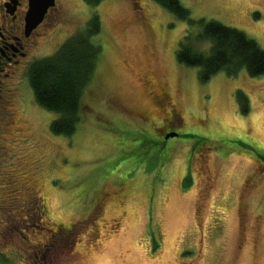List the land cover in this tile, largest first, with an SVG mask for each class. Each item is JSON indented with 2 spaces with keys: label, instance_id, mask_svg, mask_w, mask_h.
<instances>
[{
  "label": "rangeland",
  "instance_id": "374dc122",
  "mask_svg": "<svg viewBox=\"0 0 264 264\" xmlns=\"http://www.w3.org/2000/svg\"><path fill=\"white\" fill-rule=\"evenodd\" d=\"M180 1L192 17L243 30L264 49V0ZM59 9L33 58L53 54L94 13L102 53L71 136L51 132L58 114L36 102L27 72L17 88L13 78L7 109L18 122L0 123V175L34 184L47 214L36 227L18 193L0 194V264H23L37 248L44 264H264V74L221 69L202 82L199 67L176 57L186 32L200 27L155 0H59ZM144 78L172 97L176 132L187 136L160 137L169 113ZM194 147L201 152L192 161Z\"/></svg>",
  "mask_w": 264,
  "mask_h": 264
},
{
  "label": "trees",
  "instance_id": "16d2710c",
  "mask_svg": "<svg viewBox=\"0 0 264 264\" xmlns=\"http://www.w3.org/2000/svg\"><path fill=\"white\" fill-rule=\"evenodd\" d=\"M84 1L96 6L103 0ZM155 1L189 26L200 27L196 33L186 32L179 42L176 57L182 64L199 67L202 82H207L221 69L229 75H235L240 68H245L253 76L264 74V49L243 30L214 19H196L180 0ZM101 29V18L94 13L86 27L68 37L53 54L38 58L29 65L28 79L36 102L58 114L50 124L54 134L71 136L82 119L85 90L102 53V46L92 38ZM198 42H208L210 48L200 50ZM236 93L241 110L247 112V95L240 89Z\"/></svg>",
  "mask_w": 264,
  "mask_h": 264
},
{
  "label": "flooded vegetation",
  "instance_id": "af4514ba",
  "mask_svg": "<svg viewBox=\"0 0 264 264\" xmlns=\"http://www.w3.org/2000/svg\"><path fill=\"white\" fill-rule=\"evenodd\" d=\"M30 6L31 0H0V123L5 122L8 125L18 122V119L14 117L16 115L14 109L11 112L7 109L8 106H13L14 102H16L14 88H17L19 83L24 82V72L26 71L28 74L29 65L38 59L33 58L35 56L34 53L42 40L48 36L44 28L54 26L55 21L60 17L59 0H55L54 4L48 7L43 19L35 27L29 28L27 15ZM22 70L23 73L21 74L23 78L20 79L17 75ZM13 78H17L15 87ZM144 82L149 88L157 90L155 89L156 85L151 80L144 78ZM154 90L151 92L152 102L159 109L165 107L169 113V117L162 118L160 125L155 130L159 131L160 137L163 140L169 137H178L180 134L176 132V126H174V121L179 119L176 103L172 101V97L166 91L159 88L157 93ZM127 113L135 119L140 116L142 121H147L151 111L145 110L138 114L139 116L137 114ZM170 133L177 134L166 138ZM199 150V148L197 150L195 147L190 149L192 152V161L200 154L201 151ZM203 173L205 174L206 182L210 183L212 176L209 173V169L204 168ZM17 176V173L12 172H6L0 175L1 197L8 193V191L18 193L19 195L16 194L14 196L16 197L15 199L20 202V205L26 206V210H32V216L30 217L36 221V227L41 226L43 222L42 216L47 214V206L43 202V198L35 190L34 184H26L24 181L18 183ZM5 199L0 198V206L6 202ZM1 209H4V207L1 206ZM1 215L7 221L6 213H2ZM27 226H29L28 223ZM61 229V226L57 225V229L52 231L54 232L51 234L52 239L55 237V233H59ZM2 232L5 233L6 230H0V233ZM39 245L43 249L46 244L45 242H41ZM23 264H44L43 253L38 248L35 249L34 254L26 258Z\"/></svg>",
  "mask_w": 264,
  "mask_h": 264
},
{
  "label": "water",
  "instance_id": "95a60500",
  "mask_svg": "<svg viewBox=\"0 0 264 264\" xmlns=\"http://www.w3.org/2000/svg\"><path fill=\"white\" fill-rule=\"evenodd\" d=\"M55 0H31V6L27 15L29 28L35 27L44 17L49 6L54 4ZM177 133H170L166 136H174Z\"/></svg>",
  "mask_w": 264,
  "mask_h": 264
}]
</instances>
